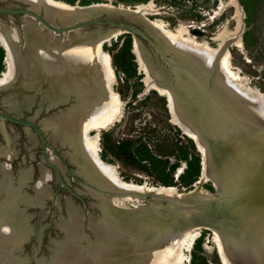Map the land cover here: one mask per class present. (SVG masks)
Returning a JSON list of instances; mask_svg holds the SVG:
<instances>
[{
	"label": "bare ground",
	"instance_id": "1",
	"mask_svg": "<svg viewBox=\"0 0 264 264\" xmlns=\"http://www.w3.org/2000/svg\"><path fill=\"white\" fill-rule=\"evenodd\" d=\"M12 1L40 13L49 24L57 26H68L100 17L102 14L111 16L113 12L128 15L134 23L141 25L152 36L162 50L190 67L208 83L215 98L227 109L228 113L214 107L220 122V131L225 134L223 136L233 133L229 127L238 130L234 136L238 142L234 152V161L238 166L235 171L236 180L241 179L239 176L247 165L263 166L264 92L250 86L241 72L233 67L230 54L224 47V38L219 40L218 36L212 37V41H218L217 47H212L204 40H197L182 24L171 30L164 21L151 18L157 12L150 2L131 7L114 5L112 2L70 4L62 0ZM231 3L237 12L240 8L239 1L231 0ZM5 22L0 20V46L5 51L6 65L0 74V81H3L0 83V92L11 90L12 93L5 96L2 102L14 116H19L23 109L32 108L37 101L36 96H39L38 108L33 116L29 117L33 120L42 108L49 110L72 101L70 106L42 118L39 125L42 132L48 134V140L71 149L70 152L63 153V156L78 167L77 174L84 179L82 184L86 186L84 188L87 195L98 201L97 204L89 206L98 208L102 216L111 222L92 226L95 231L108 233L107 236L113 235L112 241L107 243L108 249L93 248L95 255L92 256L87 251H78L77 246L71 244L64 251H55L49 264H183L185 249L198 237L199 229L207 227L185 225L179 215L170 210V205H167L166 210L144 216L142 213L146 210L140 204V198L145 192L176 199L175 187L153 186L147 182L138 184L133 180H125L116 165L104 161L100 156V132L120 120L124 106L120 94L114 89L117 77L104 46L117 40L126 31L95 25L93 29L85 26L54 37V34L58 33L48 30L25 14L19 18L21 26L12 16H8ZM236 45L241 47L239 39L236 40ZM133 53L138 70L144 75L146 90H155L166 98L170 122L192 139L201 153L198 184L194 190L182 193L178 198L215 199L218 195H225L227 184L224 178L217 177L214 166L209 163L206 146L200 139L197 127L198 118L194 116V113H197L192 106H196L194 98L204 105L199 90L180 69L170 71L158 58L155 61L148 59L142 43L135 37ZM174 75L176 78H172ZM177 81L183 83L184 89L178 86ZM235 119L239 121L238 124H234L237 123L233 122ZM210 121L215 124V117L210 116ZM25 132L29 140L36 141L34 131L25 128ZM13 155L14 153L0 148V158L10 159ZM47 155V162H55L49 151ZM8 165L0 163V170L5 180L10 181ZM26 171L23 170L25 175L19 172V185L30 180L31 176ZM50 174L49 170L41 165L38 185L34 188L37 199L30 204H40L42 184ZM204 181H210L214 185L216 195L200 186ZM4 200L3 194L0 193L1 245L7 244L5 240L13 241L15 238L11 231L14 218L10 219L5 212L1 214L4 203L11 201ZM128 202H131L134 208L129 209ZM154 203L159 206L162 202L155 200ZM259 213L263 215L258 220L261 224L259 226L263 227L264 204L261 205ZM140 215L143 216L138 217ZM70 216L69 221L75 223V215L70 212ZM118 227L128 228L130 231L127 234L119 233L121 230ZM259 229L260 227H257L256 231ZM240 231L244 232L245 229ZM256 231L246 236L237 234L238 240L232 236L225 241L211 227L221 257L227 264L224 254L233 257L238 264H264L263 261L256 262L254 257L243 250L247 240L252 239ZM4 260L5 257H1L0 261Z\"/></svg>",
	"mask_w": 264,
	"mask_h": 264
},
{
	"label": "rangeland",
	"instance_id": "2",
	"mask_svg": "<svg viewBox=\"0 0 264 264\" xmlns=\"http://www.w3.org/2000/svg\"><path fill=\"white\" fill-rule=\"evenodd\" d=\"M62 1L70 4L112 2L114 5L131 7L150 2L157 12L151 18L164 21L171 30L182 24L197 40H204L212 47L218 45L217 40H211L212 37L218 36L219 40L224 38L226 41L224 47L230 54L233 67L241 72L250 86L264 92V0H238L240 8L237 12L231 0ZM22 8L24 5L18 2L0 0V9ZM7 17L0 15V20L7 22ZM12 17L21 26L19 22L21 16ZM97 19L129 23L123 14L111 16L102 14ZM131 24L140 28L137 23ZM89 28L93 29L94 26ZM55 35L63 34H54V37ZM133 39L132 34L123 33L117 40L104 46L117 77L114 89L120 94L124 106L120 120L109 129L100 132V156L104 161L116 165L125 180H133L138 184L147 182L148 185L153 186L175 187L177 191L174 195L179 199L180 194L194 190L199 182L201 153L194 141L170 122L166 98L155 90H146L143 83L144 75L139 72L133 53ZM138 39L145 49L147 58L155 61L158 57L153 50L143 39L140 37ZM237 39L241 47L236 45ZM4 58L5 51L0 46V74L6 68ZM11 93V90L0 92V111L14 115L2 102L3 98ZM36 100L32 108L23 109L17 117L24 120L33 116L38 108L39 96H36ZM71 103L72 101H69L68 104L49 110L42 108L40 114L32 121L39 124L42 118L57 113ZM0 125L2 127L0 148L14 153L10 159L0 158V163L9 164L7 171L10 178V181L5 180L0 170V193L5 198L4 202L6 199L11 200L4 203L1 214L5 212L10 219L14 218L11 231L15 235L13 241L8 239L5 240L6 245L0 244V260L1 257L2 259L5 257L4 262L0 261V264H49L55 251H64L71 244L77 246L78 251H87L92 256L95 255L93 248L108 249L107 243L112 241L113 235L107 236L108 233L95 231L92 226L111 222L102 216L98 208L90 207L98 201L87 195L84 188L86 186L81 184L84 179L77 174L78 167L63 156V153L70 152L71 149L61 147L50 140L49 143L53 144L54 149L49 147L45 149L46 159H48V151L55 159V162L50 163L58 168L61 178L59 181L56 171L43 162L41 144L33 130L31 131L36 141L29 140L25 128L20 125L1 121ZM44 135L48 138V134L44 133ZM41 165L51 174L42 184L40 204L32 205L30 203H34L37 199L34 188L38 185ZM23 170H27L26 173L28 172L31 178L23 185H19L18 179L21 177L19 172L25 175ZM200 186L212 195H216V188L210 181H204ZM151 194L153 193L145 192L140 198L142 200L140 204L146 210L142 213L144 216L168 208L164 203L155 205V199ZM261 201H264V197L253 196L251 203ZM127 206L129 209L134 208L131 202H128ZM70 212L76 217L75 223L69 221ZM258 227L260 229L252 239L247 240L243 250L260 263L264 262V226ZM118 228L121 230L118 231L119 233L127 234L130 231L128 228ZM209 229H199L198 237L185 249L183 264H227L221 257L215 235ZM222 239L226 241L228 238L222 237ZM224 256L228 264H238L233 257L225 254Z\"/></svg>",
	"mask_w": 264,
	"mask_h": 264
},
{
	"label": "water",
	"instance_id": "3",
	"mask_svg": "<svg viewBox=\"0 0 264 264\" xmlns=\"http://www.w3.org/2000/svg\"><path fill=\"white\" fill-rule=\"evenodd\" d=\"M24 14L34 18L43 27L58 34L85 26L95 25L100 27L105 26L107 28H119L122 31H126V33L132 34L137 39L138 37L143 39L153 50L158 59L164 64V66L168 68V70L175 71V69H180L186 73L196 88L199 90L204 100V105H202L196 98H194V101H196V106H192L194 107V111L197 110V113H194V116L198 118L199 126L197 127L199 129L200 139L205 143L209 163L214 166L217 177L219 176L220 179H225V183L227 184L225 186L226 194L223 196L218 195L215 199L188 198L186 200H181L167 199L155 195H151V197L168 206L170 205V210L178 214L179 219H181L185 225L207 227L210 229L212 227L223 238H231L234 236L236 240H238L237 234H243V236H246V234L256 231L257 227L260 225L258 220L263 216L261 213L258 214V212L261 208V205L264 204V201L256 202L255 204L251 203V201L253 200V196L258 198L264 197V164L263 166H254L252 164L247 165V167L244 168L243 174L239 176L241 179L236 180L235 171L237 170L238 166L234 161V152L238 142L235 141L234 136L238 130L236 128L229 127V130H232L233 133L230 132L226 136H223L225 134H222L220 131L221 126L220 122L217 120L214 107L218 108L219 110H224L223 112H228L227 109H224V106L215 98L208 83H205L190 67L177 61L172 55L162 50V48L156 43L152 36L149 35L141 25L138 24L140 28L133 26L131 23L134 22L129 18L128 15H125L124 13L123 15H125L129 23L92 18L68 26H57L49 24L44 19V17L40 15V13L33 12L26 6H24L22 9L14 10L0 9V15L21 16ZM115 14L122 13H111V15ZM172 78H176V76H172ZM177 82L178 86L184 89L185 86L183 83L179 81ZM210 116L211 118L212 116L215 117V124L211 123ZM0 121L20 125L24 128L33 130L41 144L43 162L46 165L52 167L56 171L59 181L61 180L58 168L46 160V147L51 149L54 148L53 144H50L48 138L45 137L38 123L30 120L29 117L23 120L17 116L9 115L2 111H0ZM233 122H237L234 124H238L239 121L236 120ZM261 149L262 148H260V150ZM240 229H245V231L242 232Z\"/></svg>",
	"mask_w": 264,
	"mask_h": 264
},
{
	"label": "snow or ice",
	"instance_id": "4",
	"mask_svg": "<svg viewBox=\"0 0 264 264\" xmlns=\"http://www.w3.org/2000/svg\"><path fill=\"white\" fill-rule=\"evenodd\" d=\"M0 83H3V81H0Z\"/></svg>",
	"mask_w": 264,
	"mask_h": 264
}]
</instances>
